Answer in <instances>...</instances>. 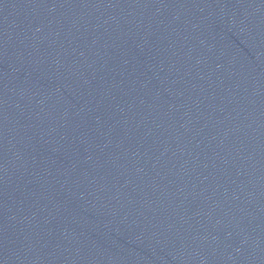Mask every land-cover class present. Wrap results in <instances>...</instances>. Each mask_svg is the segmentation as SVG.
<instances>
[{
	"label": "water",
	"instance_id": "obj_1",
	"mask_svg": "<svg viewBox=\"0 0 264 264\" xmlns=\"http://www.w3.org/2000/svg\"><path fill=\"white\" fill-rule=\"evenodd\" d=\"M0 264H264V0H0Z\"/></svg>",
	"mask_w": 264,
	"mask_h": 264
}]
</instances>
